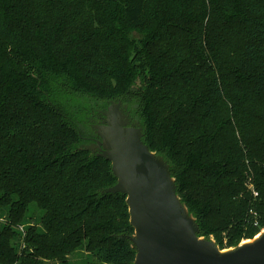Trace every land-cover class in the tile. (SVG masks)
Here are the masks:
<instances>
[{
  "label": "trees",
  "instance_id": "16d2710c",
  "mask_svg": "<svg viewBox=\"0 0 264 264\" xmlns=\"http://www.w3.org/2000/svg\"><path fill=\"white\" fill-rule=\"evenodd\" d=\"M116 103L199 237L264 230V0H0V264H134L127 196L86 149Z\"/></svg>",
  "mask_w": 264,
  "mask_h": 264
},
{
  "label": "water",
  "instance_id": "95a60500",
  "mask_svg": "<svg viewBox=\"0 0 264 264\" xmlns=\"http://www.w3.org/2000/svg\"><path fill=\"white\" fill-rule=\"evenodd\" d=\"M103 116L93 127L100 140L86 149L112 163L118 182L105 192L127 196L135 230L130 237L137 251L134 264H264V231L247 240L253 243L226 250L199 237L168 163L144 144L142 129L130 126L121 103L112 104Z\"/></svg>",
  "mask_w": 264,
  "mask_h": 264
},
{
  "label": "flooded vegetation",
  "instance_id": "af4514ba",
  "mask_svg": "<svg viewBox=\"0 0 264 264\" xmlns=\"http://www.w3.org/2000/svg\"><path fill=\"white\" fill-rule=\"evenodd\" d=\"M100 118H101V117H100ZM102 121H103V119H101V121H99V123L101 124ZM88 139L91 141L90 144L95 143L97 140H99V139H96V138H88Z\"/></svg>",
  "mask_w": 264,
  "mask_h": 264
},
{
  "label": "bare ground",
  "instance_id": "6f19581e",
  "mask_svg": "<svg viewBox=\"0 0 264 264\" xmlns=\"http://www.w3.org/2000/svg\"><path fill=\"white\" fill-rule=\"evenodd\" d=\"M258 238H259V237H257V239H258ZM257 239H256V240H257ZM253 242H254V241H245L243 244H244V245H247V244H251V243H253Z\"/></svg>",
  "mask_w": 264,
  "mask_h": 264
},
{
  "label": "rangeland",
  "instance_id": "374dc122",
  "mask_svg": "<svg viewBox=\"0 0 264 264\" xmlns=\"http://www.w3.org/2000/svg\"><path fill=\"white\" fill-rule=\"evenodd\" d=\"M263 231H264V230H263ZM81 260H82L81 257L77 258V261L81 262Z\"/></svg>",
  "mask_w": 264,
  "mask_h": 264
},
{
  "label": "built area",
  "instance_id": "2783aa9c",
  "mask_svg": "<svg viewBox=\"0 0 264 264\" xmlns=\"http://www.w3.org/2000/svg\"><path fill=\"white\" fill-rule=\"evenodd\" d=\"M255 194V196H258V194L257 193H254Z\"/></svg>",
  "mask_w": 264,
  "mask_h": 264
}]
</instances>
